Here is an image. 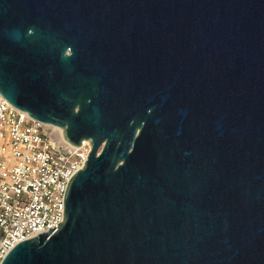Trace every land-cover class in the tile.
<instances>
[{
  "label": "water",
  "instance_id": "obj_1",
  "mask_svg": "<svg viewBox=\"0 0 264 264\" xmlns=\"http://www.w3.org/2000/svg\"><path fill=\"white\" fill-rule=\"evenodd\" d=\"M0 94L92 144L0 264H264V0H0Z\"/></svg>",
  "mask_w": 264,
  "mask_h": 264
},
{
  "label": "built area",
  "instance_id": "obj_2",
  "mask_svg": "<svg viewBox=\"0 0 264 264\" xmlns=\"http://www.w3.org/2000/svg\"><path fill=\"white\" fill-rule=\"evenodd\" d=\"M0 94V262L20 240L63 219L64 193L92 144H72Z\"/></svg>",
  "mask_w": 264,
  "mask_h": 264
},
{
  "label": "bare ground",
  "instance_id": "obj_3",
  "mask_svg": "<svg viewBox=\"0 0 264 264\" xmlns=\"http://www.w3.org/2000/svg\"><path fill=\"white\" fill-rule=\"evenodd\" d=\"M58 130H59V131H62V128L59 127Z\"/></svg>",
  "mask_w": 264,
  "mask_h": 264
}]
</instances>
